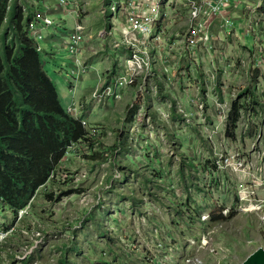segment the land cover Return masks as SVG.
Segmentation results:
<instances>
[{"label":"rangeland","instance_id":"374dc122","mask_svg":"<svg viewBox=\"0 0 264 264\" xmlns=\"http://www.w3.org/2000/svg\"><path fill=\"white\" fill-rule=\"evenodd\" d=\"M28 1L20 0L19 5L24 3L27 9L31 7ZM122 1L84 0L86 11L81 15L89 32L82 45L87 47L86 60L90 62L99 52L109 56L110 73L117 67L112 62L123 65L127 50L120 53L113 43L121 39L125 24L117 9ZM52 10L54 13L55 7ZM60 19L59 29L43 32L48 40L39 44L45 52L52 51L47 43L52 35L58 39L74 26L73 19L62 12L55 16L57 22ZM186 24V20L178 21L166 30V42L183 40ZM245 27L246 21H234L240 44L227 52L231 73L227 70L222 76L218 62L182 67L176 61L170 64L173 76H169L167 86L161 77L165 72L153 55V75L140 77L135 87L124 90L120 100H110L104 106L91 101L86 120L103 132L99 146L84 160L70 159L62 166L72 177L67 182L50 181L40 189L28 219L6 250H1L0 264H23L18 258L27 252H31L28 264H59L64 256L68 264H163L166 257L167 264H183L186 257L196 256V250L187 247V240L207 234L212 237V248L199 252L202 264H242L264 247V24L261 30L254 27L248 33ZM104 31L113 35L96 39ZM90 35L96 38L91 40ZM54 52V58L44 56L46 70L66 106L70 100L68 84L76 78L72 73L77 65L58 41ZM81 58L84 60V54ZM92 65L79 83L80 93L95 90L99 79L95 76L105 73L106 68ZM207 71L214 76H206ZM217 100L228 107L238 102L239 107L247 108L238 113L233 138L218 124ZM180 108L189 117L188 123L175 114ZM247 121L251 133L244 132ZM242 160L252 177L238 179L237 189L251 191L254 177L263 175V186L250 193L258 211L248 214L234 207L236 189L211 194L209 188L215 186L213 170L221 169L218 172L227 175V164L238 165ZM213 162L216 169L209 167ZM70 190L81 192L63 196ZM51 194L52 200L47 198ZM179 207L183 214H179ZM224 210H229L226 216ZM199 211L210 214L212 221L205 226H188L186 217ZM214 216L222 220L214 222ZM14 219L10 209L0 203V230L5 221L13 225ZM157 237L164 248L171 242L175 247L169 256L159 255L153 262L156 251L150 253L147 245L154 246Z\"/></svg>","mask_w":264,"mask_h":264},{"label":"built area","instance_id":"2783aa9c","mask_svg":"<svg viewBox=\"0 0 264 264\" xmlns=\"http://www.w3.org/2000/svg\"><path fill=\"white\" fill-rule=\"evenodd\" d=\"M120 6L118 5L117 8L118 13L124 17L125 24L122 25L121 39L115 40L113 43L115 49L120 53H123V48L128 50H125V55H123V65L120 64L122 62H117L115 73H113L114 71L111 73L108 71L102 76L99 75L97 87L92 91L87 100L83 101L79 92V83L83 76L91 70V66L81 58L82 45L85 42L87 34H89L88 28L86 25H83L81 17L82 13L86 11V6L84 5V0H57L56 12L66 13L74 22L71 33L58 41L59 45L61 44L63 49L71 54L72 59L77 65L72 73L76 78L73 79V83L69 82L68 84L71 99L67 106V111L76 120H82L87 132L86 139L68 148L67 155L69 154L71 159L84 160L85 157L91 156L92 153H89L99 146L100 136L103 135L99 127L88 125L89 121L86 120V113L89 111V103L92 101L100 106H104L110 100H120L124 90L135 87L140 77L144 76L146 79L148 76L153 75V55L155 63H158L160 69L165 72L164 76L161 77L166 79L167 86L169 85V76H173L170 64L176 61L182 67L186 64L193 66V63H208L212 66L213 63L218 62L221 70H223V76V73L225 74L227 70L231 73L232 66L230 65L231 62L227 52L231 53L229 51L231 50L230 48L233 50L234 47H238L237 45L240 44L234 28V21H246V33L253 32L254 27L261 30V26L264 24V0H143L141 2L138 0H123ZM41 10L43 9L37 10L35 18L29 27L30 37L37 44L45 40L43 32L49 28H53L54 26L52 25H55V21L52 20L53 17L50 15V9L47 8L46 12L43 11V13ZM183 20L187 21L186 27L183 29V40L166 42V30L178 21ZM99 35V38L91 35L89 38L91 40L93 38L102 39L106 35L112 36L113 34L104 31L100 32ZM229 41L231 42L229 43ZM38 48L40 52L43 51L40 44ZM54 54L56 55L55 52ZM181 61L183 62L180 63ZM119 71L120 75L117 76ZM206 76L214 75L210 71H207ZM177 80L179 81V78ZM222 91V94H226L224 90ZM238 97L240 98L239 95ZM197 109L202 111V106ZM214 110L219 114L218 124L225 128L226 133L231 107H228L226 102L221 103L217 100L214 102ZM157 111L162 113L160 108ZM172 113L175 112L172 111ZM175 114L178 116L182 115L186 119V122H189V117L185 115L181 108ZM251 130V123L247 121L244 125V132L251 133ZM216 165L217 163L213 162L209 167L216 169ZM225 169H227V175H225L226 173L222 174L218 172L221 169L213 170L215 186H209L210 193L218 192L225 194L231 188L233 190L236 189L234 207L237 205L238 211L243 214L253 213L257 209V203H254L250 193L256 192L263 186V175L258 178L254 177L251 191L248 189L239 190L237 189L236 181L252 177L251 169L248 168L246 161L242 160L238 165L228 163ZM70 178L72 177L68 172H55L50 181L67 182ZM79 180V178H75L76 182ZM231 184L233 185L232 187ZM34 200L35 198L32 199L26 208L18 212L13 225H10L12 222L8 221L3 223L0 230V252L2 249L6 250L16 231L28 219ZM0 203L3 205L1 200ZM228 211L224 210L222 214L226 216ZM192 216L194 217H186L185 220L190 227L194 224L205 226L212 221L210 214H206L203 211H199L197 214L192 213ZM211 234L213 236V233ZM210 236V234H207L206 236L203 235L199 238L187 240V247L195 249L196 256L194 258L186 257L183 264H202L198 254L201 251L212 248V237ZM163 241L166 244L168 238L163 239ZM153 244L154 246L147 245V251L150 253L153 249L156 251L153 255V262H155V258L159 255L169 256L175 247L174 243L171 242L169 246L164 248L162 242L159 241V237L153 239ZM30 255L31 252H27L23 257L18 259L22 260L21 263L28 264ZM167 261L168 257H166L163 264H167Z\"/></svg>","mask_w":264,"mask_h":264},{"label":"trees","instance_id":"16d2710c","mask_svg":"<svg viewBox=\"0 0 264 264\" xmlns=\"http://www.w3.org/2000/svg\"><path fill=\"white\" fill-rule=\"evenodd\" d=\"M19 2L0 0V200L15 216L53 173H63L62 166L71 159L68 148L87 136L82 120L68 113L46 70L47 52H40L30 37L29 27L39 8L30 4L24 9ZM242 109L247 108L232 102L228 138L234 137ZM76 192L81 191L70 190L63 196ZM212 219L222 220L221 216ZM59 264H68V259L64 256Z\"/></svg>","mask_w":264,"mask_h":264},{"label":"crops","instance_id":"0c3cea01","mask_svg":"<svg viewBox=\"0 0 264 264\" xmlns=\"http://www.w3.org/2000/svg\"><path fill=\"white\" fill-rule=\"evenodd\" d=\"M53 1H55V0H29L28 2H29V4H31V5H34V6H37V7H39L40 9H43V10H41L42 11V13H43V11L44 12H46V9L47 8H49L50 9V15L53 17V21H55V27H53V29L55 30V28H60V25H62L61 23H63L62 21V19H60L58 22L55 20V16L56 15H58V14H60V13H58V12H56V10H55V12L53 13V10H52V8L53 7H56V2H57V0H56V2H55V4H54V2ZM53 2V3H52ZM63 13V15H67L66 13H64V12H62ZM68 17V16H67ZM73 30V28L71 29V31ZM71 31H64V33L61 35L62 37H60V38H56L55 36H51L50 37V39H49V42H47L50 46H51V49H52V51H50V53L48 52V51H46L47 53H46V56L45 57H52V58H54L55 57V54H54V49H55V43H57V41H60L63 37H65V36H68L70 33H71ZM48 33H50V32H48ZM51 34V33H50ZM48 39H45V41H47ZM103 47V46H102ZM86 51H87V47L86 48H83V50H82V57H83V54H84V62H86L87 64H90V66L92 65V64H97V65H99V66H101L102 68H106L105 69V73H107L108 71H109V67L111 66V64L109 65V56H107V58H105V54H101V52H99L100 53V55L99 56H93L92 57V59L93 60H91L90 62H87V58H86ZM98 52V51H97ZM52 53V54H51ZM94 55H95V51H94V53H93ZM117 59V58H116ZM117 64V62L116 63H113L112 62V65H116ZM93 66V65H92ZM98 73V75H99V72H97ZM96 77V79H98L99 78V76H95ZM82 80H83V78H82ZM54 82V81H53ZM55 83V82H54ZM56 84V83H55ZM91 93L92 92H89L88 90H84V91H82L81 93H80V95H81V99L83 100V101H86L87 100V98L91 95ZM70 95V94H69ZM70 99H71V97H70ZM69 102H70V100H69ZM69 102H68V104L66 105V106H68L69 105ZM90 117V116H89ZM73 160H77V159H73Z\"/></svg>","mask_w":264,"mask_h":264},{"label":"water","instance_id":"95a60500","mask_svg":"<svg viewBox=\"0 0 264 264\" xmlns=\"http://www.w3.org/2000/svg\"><path fill=\"white\" fill-rule=\"evenodd\" d=\"M242 264H264V247L258 248Z\"/></svg>","mask_w":264,"mask_h":264},{"label":"clouds","instance_id":"9594fccd","mask_svg":"<svg viewBox=\"0 0 264 264\" xmlns=\"http://www.w3.org/2000/svg\"><path fill=\"white\" fill-rule=\"evenodd\" d=\"M27 7H28V6H27ZM23 8L26 9V8H25V4L23 5ZM38 8H39V7H38ZM39 10H40V8H39ZM6 22H7V20H6ZM88 65H90V64H88Z\"/></svg>","mask_w":264,"mask_h":264}]
</instances>
